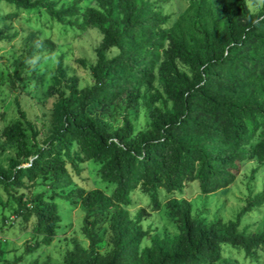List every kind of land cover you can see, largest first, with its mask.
Segmentation results:
<instances>
[{"label":"trees","instance_id":"16d2710c","mask_svg":"<svg viewBox=\"0 0 264 264\" xmlns=\"http://www.w3.org/2000/svg\"><path fill=\"white\" fill-rule=\"evenodd\" d=\"M2 1L17 10L43 9L58 22L75 18V27L97 28L102 34L93 84L71 86L68 96L57 102L52 132L41 145L30 146L19 124L3 130L16 157L8 158V169L0 164V186L13 201L16 218L33 220V232L51 244L59 208L35 188L43 185L54 195L71 186L69 165L80 172L72 155L76 145L82 160L100 163L101 179L115 185L110 196L99 189L79 188L74 194L88 212L113 208L112 251H98V219L86 218L88 248L75 245L65 264L217 263L224 245L246 254L264 248L263 233L238 231L242 217L264 206V189L249 197L229 222L206 223L192 216L189 201H171L179 234L153 237L143 249L148 232L141 221L148 211L142 208L132 219L126 209L138 188L153 192V211L159 210L157 189L181 192L199 182L202 194L215 193L234 182L244 162L264 157V9L253 13L246 0H190L192 30L178 24L167 31L163 26L169 16L162 13L161 3L149 0H96L99 8H81L80 0L60 8L53 0ZM8 17L15 19L17 12ZM108 49L117 54L107 57ZM157 67L162 92L151 94ZM162 95L171 109L153 105ZM122 99L149 108L145 129L136 132L127 113L116 129L100 118L99 110ZM253 142V150H247Z\"/></svg>","mask_w":264,"mask_h":264},{"label":"rangeland","instance_id":"374dc122","mask_svg":"<svg viewBox=\"0 0 264 264\" xmlns=\"http://www.w3.org/2000/svg\"><path fill=\"white\" fill-rule=\"evenodd\" d=\"M53 1L60 8L71 5L75 0ZM80 1L81 8H99L96 0ZM149 1L161 3L162 13L169 16L164 29L173 31L181 24L185 31L192 30L194 10L190 9V0ZM246 2L253 13L258 14L264 9V6H254L255 0ZM13 12H17V17L9 19L8 15ZM74 21L75 18L58 22L43 9L17 10L7 2H0V164L5 169H8V158L16 157L15 147L3 137L6 126L19 124L30 146L41 145L52 132L57 102L68 96L71 86L83 89L93 84L92 68L97 61L96 49L102 43V34L97 28L79 29L74 26ZM78 21L82 23V19ZM116 54L115 49H108L106 53L107 57ZM179 65L182 70L188 71L185 65ZM155 91L162 92L158 67L150 93ZM153 105L167 109L172 107L164 95ZM99 111L100 118L114 129L122 124L125 113L129 114L136 132L145 129L150 121L149 108L143 102L128 105L122 99ZM254 143L247 150L252 151ZM72 155L80 172H75L69 165L73 178L70 187L54 195L43 185L35 188V192L43 191L59 208L60 222L49 245L44 244L41 235L33 232V220L24 222L15 217L14 203L0 186V264H65L67 253L75 245L88 248L89 241L84 230L86 218L98 219L95 227L98 251L103 255L111 253L110 217L113 208L88 212L74 194L79 188L85 191L99 189L110 196L115 185L101 179L100 163L82 160L76 145ZM263 189L264 157L256 156L241 165L240 173L231 185L215 193L202 194L199 182L187 184L181 192L167 193L157 189L159 210L153 211V192L138 188L130 194V204L126 209L132 219L142 208L148 211L141 221L142 229L148 232V237L141 244L143 249L151 245L153 237L172 238L179 234L178 220L171 213V201L175 205L182 200L189 201L192 216L206 223L217 219L229 222L235 221L249 197H254ZM238 231L264 234V206L242 217ZM202 264H264V248L246 254L238 247L224 245L219 262Z\"/></svg>","mask_w":264,"mask_h":264},{"label":"clouds","instance_id":"9594fccd","mask_svg":"<svg viewBox=\"0 0 264 264\" xmlns=\"http://www.w3.org/2000/svg\"><path fill=\"white\" fill-rule=\"evenodd\" d=\"M253 0H249V3H252ZM256 7H259V6H264V0H255V5Z\"/></svg>","mask_w":264,"mask_h":264}]
</instances>
